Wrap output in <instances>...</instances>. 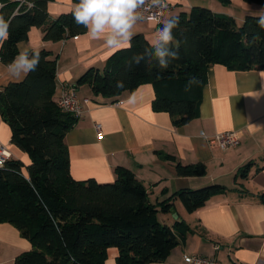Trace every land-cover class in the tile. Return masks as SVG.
<instances>
[{
	"label": "trees",
	"instance_id": "1",
	"mask_svg": "<svg viewBox=\"0 0 264 264\" xmlns=\"http://www.w3.org/2000/svg\"><path fill=\"white\" fill-rule=\"evenodd\" d=\"M27 1L33 7L19 8V1L1 0L0 15L10 21L9 38L0 47L3 64L17 55V45L28 40L32 28L42 29L44 41L54 43L87 32L75 24L72 13L51 20V0ZM243 1L264 6V0ZM171 17L180 23L168 48L178 58L166 56L168 67H159L155 47L137 34L130 49L117 51L102 71L88 70L78 85H88L96 97L116 102L124 93L151 84L154 110L168 113L176 126H184L198 116L211 66L264 70V29L258 24L259 16H246L241 26L234 17L204 7ZM38 52L37 70L0 91V118L10 127L11 144L31 160L26 166L13 158L0 169V224L15 226L33 247L19 255L15 264H105L110 248L119 250L117 264L165 262L190 228L181 219L173 227L162 224L159 214L171 213L175 201L194 213L212 197L230 190L219 184L184 189L154 205L143 183L124 167L116 169L113 183L75 180L66 137L78 118L63 111L54 97L57 59H51L50 51ZM137 56L142 57L139 63L133 59ZM118 82L123 87H117ZM165 159L176 162L173 156ZM254 165L250 162L240 169L236 180L248 179ZM176 169L181 177L207 174L202 163H176ZM259 198L264 204V194Z\"/></svg>",
	"mask_w": 264,
	"mask_h": 264
},
{
	"label": "crops",
	"instance_id": "2",
	"mask_svg": "<svg viewBox=\"0 0 264 264\" xmlns=\"http://www.w3.org/2000/svg\"><path fill=\"white\" fill-rule=\"evenodd\" d=\"M167 1L174 6L170 16L204 7L235 18L230 7L221 8L212 0ZM78 2L51 0L50 19L72 13ZM255 8L264 11V6ZM157 29L153 22H138L133 36L143 34L152 44ZM86 33L54 43L44 41L42 29L32 28L28 40L22 42L30 53L47 50L51 59H57L55 99L59 100L64 88H70L82 104L84 113L66 137L72 177L77 181L113 183L116 169L124 167L143 183L154 205L180 190L222 185L230 191L212 197L194 213H188L180 201H175L171 213L159 214L162 224L173 227L181 219L190 231L168 259L158 264H185V254L213 257L221 264H264V204L259 198L264 194V70L235 71L223 65L211 66L198 116L184 126H176L168 113L154 110L156 95L151 84L124 93L116 102L96 97L88 85H78L88 70H104L111 56L119 51L106 48L102 40H92ZM25 78L12 79L0 67V91ZM256 93H261L259 100ZM85 99L89 102L85 103ZM97 125L102 128V136H98ZM232 131L240 133L238 147L222 151L211 146L214 136ZM11 134L0 118V140L13 158L30 165L29 156L11 144ZM166 155L175 157L176 162L165 159ZM250 162L255 165L248 179L236 180L240 169ZM176 163H202L207 174L181 177ZM32 248L15 226L0 224V264H15L19 255ZM118 256L119 250L110 248L105 264H117Z\"/></svg>",
	"mask_w": 264,
	"mask_h": 264
},
{
	"label": "clouds",
	"instance_id": "3",
	"mask_svg": "<svg viewBox=\"0 0 264 264\" xmlns=\"http://www.w3.org/2000/svg\"><path fill=\"white\" fill-rule=\"evenodd\" d=\"M148 6L159 9H166V0H79L74 5L72 17L76 25L83 26L87 30V36L92 40H102L104 46L113 50H124L132 47L131 40L133 38V29L138 22L144 20L143 13L140 11ZM4 5L0 4V8ZM33 7L32 4L28 5ZM18 14L13 13V16ZM163 12H161V16ZM179 19L176 17L168 18L167 20H160L161 26L155 32V41L149 47H155L156 59L159 60V67L166 68L168 63L165 62L166 56H171L176 59L177 53L175 51L169 52L168 46L174 40L173 30L179 27ZM259 26L264 29V11L259 14ZM10 21L4 19L0 15V47L9 38ZM18 53L7 64L0 65L8 76L15 80L25 78L31 72L37 70L40 64V53L30 50L21 44L17 45ZM147 48L145 51L147 52ZM142 57H134L136 63ZM117 87H123V84L118 82ZM257 100L260 99L261 93L255 94ZM131 102V101H130Z\"/></svg>",
	"mask_w": 264,
	"mask_h": 264
},
{
	"label": "built area",
	"instance_id": "4",
	"mask_svg": "<svg viewBox=\"0 0 264 264\" xmlns=\"http://www.w3.org/2000/svg\"><path fill=\"white\" fill-rule=\"evenodd\" d=\"M20 2L19 8L23 4H32L27 0H17ZM151 0H148V4H150ZM167 8L166 9H157L156 7H151L149 10L148 6L140 11L143 13L144 20L147 22H153L157 25V28L161 26L160 20H167L170 16L174 6L170 4L167 0ZM33 5V4H32ZM19 8L17 10H19ZM16 10V12H17ZM161 12L163 15L161 16ZM77 37V36H76ZM1 62V59H0ZM89 100L85 99V103H88ZM58 106L65 112L71 113L75 115L76 118H79L83 115L84 110L82 108V104H80L75 91L70 88H64L62 94L58 100ZM96 130L98 132V136H102V128L100 125L96 126ZM241 143L240 133L237 131L225 132L214 136L210 140V144L212 147H216L222 151H226L232 148H236ZM13 159V155L8 150L7 146L0 144V169L6 167L7 163ZM216 251H219V248H216ZM185 264H221L219 260L216 258L205 257L201 255H184Z\"/></svg>",
	"mask_w": 264,
	"mask_h": 264
},
{
	"label": "rangeland",
	"instance_id": "5",
	"mask_svg": "<svg viewBox=\"0 0 264 264\" xmlns=\"http://www.w3.org/2000/svg\"><path fill=\"white\" fill-rule=\"evenodd\" d=\"M212 1L215 3V5H218L221 8L230 7L228 10H230L231 15L235 16V19L237 20L239 26L243 25L246 16H259V14L261 13V11L254 10L256 8L255 5L253 4L247 3L245 5H252V6H247V7L244 6L243 3L245 2L243 0H237L238 2H228L225 4L223 2L221 3L220 0H212ZM220 14H224V13H220ZM78 97H80V95H78ZM0 142L3 145H6L5 143H3L2 140H0Z\"/></svg>",
	"mask_w": 264,
	"mask_h": 264
}]
</instances>
